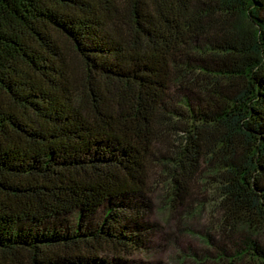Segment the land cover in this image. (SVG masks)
Instances as JSON below:
<instances>
[{
    "label": "trees",
    "instance_id": "1",
    "mask_svg": "<svg viewBox=\"0 0 264 264\" xmlns=\"http://www.w3.org/2000/svg\"><path fill=\"white\" fill-rule=\"evenodd\" d=\"M152 172L264 264V0H0V264H123Z\"/></svg>",
    "mask_w": 264,
    "mask_h": 264
},
{
    "label": "rangeland",
    "instance_id": "2",
    "mask_svg": "<svg viewBox=\"0 0 264 264\" xmlns=\"http://www.w3.org/2000/svg\"><path fill=\"white\" fill-rule=\"evenodd\" d=\"M150 187L151 222L157 227L146 249L123 258V264H197L204 256L208 260L203 264H224L216 260L217 253L232 252L239 236L217 231L220 215L216 206L218 194L213 186L202 185L192 195L190 206L178 208L174 213L167 209L168 198L161 179L154 172ZM206 235L211 244L206 241ZM255 238L264 247V229Z\"/></svg>",
    "mask_w": 264,
    "mask_h": 264
}]
</instances>
